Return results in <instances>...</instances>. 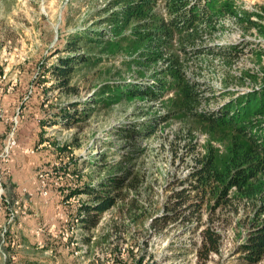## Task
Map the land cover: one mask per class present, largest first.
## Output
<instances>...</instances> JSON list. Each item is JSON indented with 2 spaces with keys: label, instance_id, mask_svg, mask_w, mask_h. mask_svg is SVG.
<instances>
[{
  "label": "rangeland",
  "instance_id": "374dc122",
  "mask_svg": "<svg viewBox=\"0 0 264 264\" xmlns=\"http://www.w3.org/2000/svg\"><path fill=\"white\" fill-rule=\"evenodd\" d=\"M120 1L0 0V205L7 209L5 198L10 205L24 196L28 203L27 214L7 223L3 235L2 216L0 264H196L192 243L198 241L199 229L171 220L154 226L151 216L165 212L164 202L180 188L177 183L188 178L192 156L180 147L176 151L175 143L192 141L198 153L212 152L224 176L242 161L240 150L248 146L247 139L229 127H212L195 112L217 117L230 100L264 92V0H219L211 21L193 33L191 42L181 46L175 37L162 49L183 64L184 79L196 95L187 108L174 86L157 101H114L116 97L108 94L118 82L129 88L150 85L167 67L157 50L142 58L151 39L135 38L134 20L122 26L119 35L113 31L120 28L104 21L112 10L125 7ZM95 33L102 36L96 38ZM121 35L125 38L119 44ZM90 38L101 42L93 44ZM71 57L88 60L72 64L69 86L64 87L52 70L61 58ZM102 95L108 103L89 105L93 110L86 120L63 119L65 113L83 109ZM168 113L170 118L154 138H137L134 143L114 135L119 126ZM254 117L264 120V114ZM170 140L172 149L160 147L161 141ZM100 155L105 161L132 155L123 165L133 169V175L141 170L134 193L154 214L146 212L133 221L125 218L128 210L122 212L117 205L97 215V228L82 227L75 215L78 205L89 201L88 195L65 194L102 178L106 170L99 165ZM179 155H186L184 162ZM263 181L261 177L255 188ZM257 191L246 197L231 187L232 201L215 211L210 209L214 201L207 197L201 221L222 237L219 252L212 253L207 264H243L235 247L259 217ZM12 238L8 251L3 245Z\"/></svg>",
  "mask_w": 264,
  "mask_h": 264
},
{
  "label": "trees",
  "instance_id": "16d2710c",
  "mask_svg": "<svg viewBox=\"0 0 264 264\" xmlns=\"http://www.w3.org/2000/svg\"><path fill=\"white\" fill-rule=\"evenodd\" d=\"M121 2L125 7H121L120 10L114 13L112 10V14L104 18V21L112 25L110 28H120L113 31L115 35H119L123 30L122 26L134 20V31L138 32L135 38L138 41L151 39V46L142 58L150 57L148 54L152 55L157 50L160 52L157 56L162 57L167 67L162 71L160 77L153 79L154 84L137 85L129 88L127 86L130 85L126 86L118 82L111 85L110 89L107 90L108 94L116 97L114 101L125 97L157 101L162 98L166 88L174 86L179 88L181 96H183V105L186 108L189 107L190 104L195 102L196 95L190 90L188 82L184 79L183 64L177 56L164 52L162 49L167 48V44L175 37L180 40L181 46L185 42H191L194 39L193 33L201 31L203 24L211 21L210 14L216 9L219 0H208L204 4L200 0L199 3H197L198 0L192 2L188 0H121ZM159 4L160 6H158ZM155 7L158 8V12L153 9ZM95 35L96 38L102 36V34L98 35L96 33ZM124 38V35L119 36L118 43L120 44ZM99 40L101 39H88L93 44L101 42ZM74 44V40H71L70 46L72 47ZM180 49L185 52L184 48ZM211 49L212 52L215 51L213 48ZM79 58H61L53 68V75L57 77L60 85L69 86L68 78L73 71L74 66L72 64L74 62L88 60L87 57ZM146 60L150 61L149 59ZM105 99L104 95L96 97L83 109L75 110L73 113H65L63 119L67 123L72 122L75 118L77 119L74 121L86 120L93 110L89 105H94L98 100L107 104L108 101H105ZM262 114H264V92L259 94L249 93L230 100L217 117H211L208 113L195 112L196 116L208 122L214 128L219 126L231 128L240 137L247 139L248 146L240 150L242 161L237 163L236 166L234 164L231 173L224 176L217 168L215 155L212 152L198 153L194 142L181 144L176 141V151L180 147L181 151L192 156L191 164L188 166V178L177 183L180 188L173 189L171 195L164 202L163 209L165 212L160 215H152L155 213L153 208L144 207L141 202H138V194L134 192L137 189L136 183L140 181L141 170L133 175V169L123 165L127 164V158H132V155L117 161H105V156L100 155L98 161H102V163L99 165H102V168L106 170L102 178L95 184L83 182L65 194L66 198L81 193H85L89 197V201L78 205L75 218L82 224L83 228L90 231L98 226V214L120 205L122 212L125 209L128 210L125 218L133 221L140 220L142 216H147V213H149L148 215H152L154 226L166 225L169 220L173 223H191L190 228L196 227L199 229V239L197 242L192 243L196 264H207L210 255L219 252L222 240L221 234L216 228L201 221V209L207 203V199L210 198L214 201L210 205V209L215 211V208L232 201V196L229 195L231 187H234L240 195L246 197L254 195V191L258 190L260 196L259 217L249 223L245 233L236 244L235 253L239 254L238 258L243 264H256L264 261V181L261 183L262 186L258 187L259 189L255 188L256 182L264 177V120H256L254 117ZM169 116V113L146 116L142 122L119 126L114 135L120 140L134 143V139L137 138H154L158 136L159 126L166 122L170 118ZM261 128H263V131H261ZM161 144L162 149L165 147L172 149L174 146L172 140L168 144L161 141ZM126 145L124 143L123 147ZM185 156L179 155L182 162H184ZM129 194H131V197L125 201ZM0 203L2 202L0 201ZM7 215L8 211L3 207L0 214V223L2 216H5L7 220ZM14 221L10 224H13ZM11 240L13 238L8 239V242L4 244L5 246L3 245L8 251L11 250ZM17 242H19V239Z\"/></svg>",
  "mask_w": 264,
  "mask_h": 264
},
{
  "label": "built area",
  "instance_id": "2783aa9c",
  "mask_svg": "<svg viewBox=\"0 0 264 264\" xmlns=\"http://www.w3.org/2000/svg\"><path fill=\"white\" fill-rule=\"evenodd\" d=\"M41 193L43 195L47 194L46 191H41ZM26 196L28 197V195H26ZM4 201L7 204L8 215H7L6 223L4 224V226L1 230L2 231L1 235H3L4 232L6 231V224L7 223L14 221L15 218L18 217L19 215H26L27 211H28V203H27V198L25 196L23 199L20 198V199H16L15 201L13 200L11 203L9 202L10 205L7 203L8 201L6 200V198L4 199ZM0 211H2L1 205H0Z\"/></svg>",
  "mask_w": 264,
  "mask_h": 264
},
{
  "label": "crops",
  "instance_id": "0c3cea01",
  "mask_svg": "<svg viewBox=\"0 0 264 264\" xmlns=\"http://www.w3.org/2000/svg\"><path fill=\"white\" fill-rule=\"evenodd\" d=\"M2 213V211H0V214Z\"/></svg>",
  "mask_w": 264,
  "mask_h": 264
}]
</instances>
